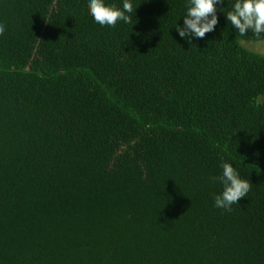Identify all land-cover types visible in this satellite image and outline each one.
<instances>
[{"label":"trees","instance_id":"16d2710c","mask_svg":"<svg viewBox=\"0 0 264 264\" xmlns=\"http://www.w3.org/2000/svg\"><path fill=\"white\" fill-rule=\"evenodd\" d=\"M184 5L101 27L87 0H0V264H264V55L241 44L264 34L225 0L185 43ZM222 159L250 183L230 211Z\"/></svg>","mask_w":264,"mask_h":264},{"label":"clouds","instance_id":"9594fccd","mask_svg":"<svg viewBox=\"0 0 264 264\" xmlns=\"http://www.w3.org/2000/svg\"><path fill=\"white\" fill-rule=\"evenodd\" d=\"M225 3V0H185V11L182 25L175 24L178 36L188 44L198 38H203L206 33L212 32L218 24L217 5ZM134 0H87L88 14L94 23L101 27H114L117 22L123 24L132 23L134 12ZM227 11L220 8L226 21L241 35L251 32L259 37L264 34V0H227ZM180 17V18H181ZM177 22V21H176ZM4 32V25L0 23V34ZM218 175L210 177L213 183H218L221 190L212 196L213 207L230 211L233 204H237L240 198L246 196L250 189L248 180L241 178L235 167L221 160L218 165Z\"/></svg>","mask_w":264,"mask_h":264},{"label":"rangeland","instance_id":"374dc122","mask_svg":"<svg viewBox=\"0 0 264 264\" xmlns=\"http://www.w3.org/2000/svg\"><path fill=\"white\" fill-rule=\"evenodd\" d=\"M241 44L247 47L250 51L257 52L264 55V41L261 42H241Z\"/></svg>","mask_w":264,"mask_h":264}]
</instances>
